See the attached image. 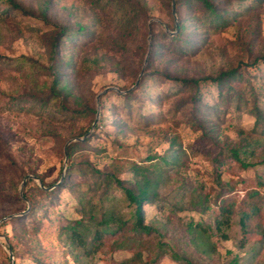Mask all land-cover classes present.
<instances>
[{"label": "rangeland", "instance_id": "obj_1", "mask_svg": "<svg viewBox=\"0 0 264 264\" xmlns=\"http://www.w3.org/2000/svg\"><path fill=\"white\" fill-rule=\"evenodd\" d=\"M14 1L22 11L0 0V264H11L9 251L13 264H149V258L155 264H264V226L244 233L235 212L227 226L216 227L219 197L241 200L246 185L264 176L260 149L247 170L213 162L224 145L256 139L254 118L237 109L229 84L202 82L193 90L161 76L213 77L239 66L251 84L245 96L264 114V62L253 64L264 53V0H214L228 20L220 32L209 30L194 0L181 1L186 30L180 41L189 37L196 44L190 51L175 50L181 42L172 39L178 33L172 0ZM67 23L68 35L77 36L62 38L57 59L71 65L62 67L71 96L51 99L49 44L57 26ZM76 23L86 30L78 32ZM150 25L160 54L147 68ZM142 72L128 99L106 94L108 88L130 90ZM84 136L68 153V141ZM136 164L162 175L155 204L142 207L152 236L139 242L142 247L126 238L123 248L89 253L83 237H92L103 212L134 220L120 189L111 185L102 196L101 188L102 178L113 173L134 183ZM26 176L33 179L22 187ZM205 198L208 211L192 209ZM74 226L78 234L70 232Z\"/></svg>", "mask_w": 264, "mask_h": 264}, {"label": "trees", "instance_id": "obj_2", "mask_svg": "<svg viewBox=\"0 0 264 264\" xmlns=\"http://www.w3.org/2000/svg\"><path fill=\"white\" fill-rule=\"evenodd\" d=\"M5 1L13 10L22 11L21 7L18 6L14 0ZM181 1L184 0L175 1V10L179 21V30L177 35L172 39L175 38V40L181 42L180 45L176 46L175 50H182V48H184L185 51H190L192 50V48H195L196 44L192 43V41L190 42L189 37H187L186 41H180L182 39V36L184 35V31L186 30V19L182 18V16H180L178 12V8ZM185 1L192 3L193 0ZM162 2L169 5L168 1L162 0ZM193 2L195 4H199V7L202 11L204 10V13L206 14L205 21L208 24L209 30H211V32H220L227 27L228 20L225 19L222 15L224 14L223 11L225 12V7H223V5H219L218 2L215 3L214 0H194ZM44 9L45 10L43 15L46 20V15L50 10L49 2L45 4ZM191 19L195 20L196 18L191 17ZM207 19L210 20L208 21ZM129 23L130 22L125 21L123 22V25H128ZM203 25L204 24L202 23V26ZM74 26L78 29V32H83L86 30V28L81 26L80 24L76 23ZM153 27L154 25H150L148 27V34L150 35L151 43L149 47V56L147 58V68L149 67L150 62L152 61V58L160 54V52L157 53V50L155 51V49L157 48L155 47L154 43ZM69 30L70 25L68 23L60 25L59 29L57 26V31L52 34V38L49 44L48 58L50 66L48 67V72L52 78L50 89L51 99L60 96H63V98L71 96L67 86L68 81L63 78L64 76L62 73V70L64 68H70L71 65L62 64L60 63V60L57 59L59 57L62 38H64V40L66 41H71L77 36L76 34L68 35ZM197 37H199V35H197ZM119 40H123V35L119 37ZM203 41L204 39H202V42ZM170 42L172 43L173 41ZM116 43L118 42L116 41ZM244 45L249 46V44ZM248 50L251 51L250 49ZM257 62H264V53L258 55L254 59L253 64ZM161 76H163L169 81H179V83H181L185 88H190L193 90H198L199 84L202 82H210L212 84L218 85L220 83L229 84V92H231L233 97H235L236 99L237 109L241 110V107L244 108L245 111H247L248 114L251 115L255 120L256 130H252L251 132L252 134L256 135V139H253L249 136V138L243 139V141L242 138H239L236 142H230L228 145H224L220 148L221 150L217 157L213 160V162L216 164L217 168H221L222 166H233L235 169L238 170H247L252 165H254V163L249 162L251 159L254 158L256 150L260 149L261 151H264V114L260 112V110L256 107L254 103L250 104L247 97L245 96L244 92L246 90V86L251 87V84L247 80L243 79L239 66L222 70L216 76L213 77H196L195 75L193 77H185L184 79H178L174 76L168 75L167 73H162ZM236 80L241 81L240 87H236L233 85ZM124 89V87H121L118 90ZM108 93H114V91L106 92V94ZM129 94L130 93L125 94L124 96H122V98L128 99L130 97ZM35 98L37 99L38 97ZM72 98H77V96L72 95ZM193 100H196L195 97H193ZM81 101L87 104L86 98ZM196 109L199 110L198 107ZM95 112L96 110L92 108V114H95ZM85 131L78 134V136H81L83 133H85ZM239 134H241V132H239ZM87 141L88 140L84 141L83 144H86ZM170 144L171 147L175 146V141H171ZM77 147L79 146L69 145L67 148L68 153H71ZM160 161L162 163L167 164V160L165 158H162ZM261 162L258 164H261ZM131 171L135 178L134 183L122 181L117 178L114 173L107 174L106 176H104V178H102V181L104 180L106 187L104 189L101 188V193L102 196L104 194H107L108 188L111 185H114L116 188L120 189L125 195L127 201L129 202V205L134 208V220L131 222H121L115 219L114 215L110 213V211L103 212L104 214L102 215L101 221L96 223L95 225L96 228L94 229L92 237H83L82 246H88V252L91 254L102 251V248L104 246H109L110 248L114 249L123 248L124 240L126 238H129L132 244H138L140 247H142L139 242L143 241L146 237L152 236L153 234L152 227H148L144 224V213L142 207L143 204H155L156 189L158 187L159 180L162 178V175L156 168H143L141 167V165L137 164L133 165ZM27 183L29 184L31 183V181H28ZM65 185L66 179L64 180L63 186ZM36 190L39 191L38 188H36ZM243 190L244 196L241 200H239V196L236 195L228 196L224 199H221L222 197H219L221 201L217 205L218 208L216 215V227L218 230H220L224 226H227L229 220L232 218L235 212H237L240 216L239 225L244 233L256 230L257 228H261V226H264V176L258 177L254 180L253 183L246 185ZM195 193L196 191L194 190L192 194ZM24 196L30 200V198L25 192ZM194 206L195 208H192L193 210L198 211L200 213H204L209 210L210 201L205 198L200 202L196 201ZM191 229L192 226L189 225V230ZM78 230L79 227L74 226L70 229V232L78 234ZM148 262L149 264H155L157 260L155 258H149Z\"/></svg>", "mask_w": 264, "mask_h": 264}, {"label": "water", "instance_id": "obj_3", "mask_svg": "<svg viewBox=\"0 0 264 264\" xmlns=\"http://www.w3.org/2000/svg\"><path fill=\"white\" fill-rule=\"evenodd\" d=\"M175 1H176V0H172L171 11H172V16H173L174 21H175V29H176L175 32H177V31H178V22H177V17H176V12H175ZM171 35H174V33H172ZM148 45H149V47H150V35L148 36ZM149 51H150V49H148V52H147V55H146V59H145V61H144V66H145L146 63H147V58H148V56H149ZM143 69H144V67H143ZM143 69H142V70H143ZM142 75H143V72L139 75V77H138V79H137L135 85H134L130 90H128V91L121 92V91L118 90L117 88H108V89H106L105 91H106V92H107V91H114V92H116V93H118V94H124V95H125V94L129 93L132 89L136 88V87L139 85V82H140V80H141ZM98 100H99V96L97 97V104H98ZM98 119H99V110L97 109L96 119H95V121H94V123H93V125H92V129H94L96 123L98 122ZM86 136H87V135H86ZM86 136L82 137L81 139H73V140L68 141V143L66 144V147H67L68 145H70L73 141H79V142H80V141H83V140L86 138ZM64 153H65V158H66V150H64ZM64 169H65V167L63 168V170H64ZM29 179H33V178H32L31 176H26L21 186L23 187L24 184H25V182H26L27 180H29ZM36 180H37V179H36ZM62 180H63V176L61 177V181H62ZM37 181H38V180H37ZM38 185H39V187H40L41 189L47 190V189L44 188V186L42 185V183H41L40 181H38ZM23 214H24V213H23ZM11 218H13V217L11 216V217H8V218H6V219H11ZM4 220H5V219H4ZM9 258H10V260H11V264H13V263H12V262H13V257H12V254H11L10 251H9Z\"/></svg>", "mask_w": 264, "mask_h": 264}]
</instances>
